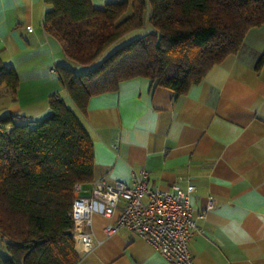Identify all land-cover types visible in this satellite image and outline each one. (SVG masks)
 I'll return each instance as SVG.
<instances>
[{"label": "crops", "instance_id": "0c3cea01", "mask_svg": "<svg viewBox=\"0 0 264 264\" xmlns=\"http://www.w3.org/2000/svg\"><path fill=\"white\" fill-rule=\"evenodd\" d=\"M121 1L90 0L95 7ZM46 9L44 0H0V63L11 66L18 79L15 100L0 93V115L16 122L41 120L51 114L48 98L56 94L76 111L92 139L93 181L131 184L132 173L145 169L151 187L196 186L193 216L199 211L204 216L197 219L202 232L188 243L194 264H264V65L255 69L264 55V24L248 29L238 51L183 95L134 77L90 97L82 114L56 68L82 73L87 67L67 58L61 43L44 31ZM92 182L79 193L87 195ZM118 213L91 214L85 228L93 246L77 251V264H167L130 229L106 234ZM0 254L7 255L1 234Z\"/></svg>", "mask_w": 264, "mask_h": 264}, {"label": "trees", "instance_id": "16d2710c", "mask_svg": "<svg viewBox=\"0 0 264 264\" xmlns=\"http://www.w3.org/2000/svg\"><path fill=\"white\" fill-rule=\"evenodd\" d=\"M44 2V31L67 58L87 67L82 73L56 68L82 114L90 97L134 77L183 95L238 51L248 29L264 24V0H123L101 7L90 0ZM147 24L151 29L144 31ZM133 30L139 32L126 37ZM121 38L127 41L106 53ZM262 65L264 55L256 71ZM17 88L12 67L0 63V93L15 100ZM48 104L51 114L42 120L0 115V234L7 252L0 264L79 262L68 213L75 184L93 181V142L63 99L52 94Z\"/></svg>", "mask_w": 264, "mask_h": 264}, {"label": "built area", "instance_id": "2783aa9c", "mask_svg": "<svg viewBox=\"0 0 264 264\" xmlns=\"http://www.w3.org/2000/svg\"><path fill=\"white\" fill-rule=\"evenodd\" d=\"M30 29V26H27ZM145 169L131 175V184L115 180H94L87 195L80 194L81 185L74 186V199L69 216L73 222L72 236L75 250L86 253L93 246L90 225L91 214L98 212L111 217L119 210L115 222L104 228L107 235L124 227L145 238L166 260L167 264H194L188 243L202 232L197 219L204 216L199 211L193 216L192 194L196 186L185 188L172 184L166 189L151 187ZM210 203L208 208H211Z\"/></svg>", "mask_w": 264, "mask_h": 264}, {"label": "rangeland", "instance_id": "374dc122", "mask_svg": "<svg viewBox=\"0 0 264 264\" xmlns=\"http://www.w3.org/2000/svg\"><path fill=\"white\" fill-rule=\"evenodd\" d=\"M144 31H148V30H150L151 29V25H149V24H147L145 27H144ZM127 41V38H121L119 41H117L116 43H114L108 50H107V52L106 53H109L110 51H112L114 48H116V47H118V46H120V45H122V44H124L125 42ZM105 53V54H106ZM104 54V55H105ZM1 93H4V91H3V89L1 90ZM8 94V93H7ZM9 95V94H8ZM1 117V116H0ZM42 119H44V118H41V120ZM29 124H31V123H29Z\"/></svg>", "mask_w": 264, "mask_h": 264}]
</instances>
